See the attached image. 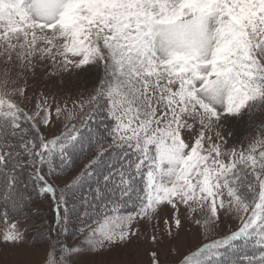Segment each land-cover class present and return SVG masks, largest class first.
Returning a JSON list of instances; mask_svg holds the SVG:
<instances>
[{"label": "snow or ice", "instance_id": "1", "mask_svg": "<svg viewBox=\"0 0 264 264\" xmlns=\"http://www.w3.org/2000/svg\"><path fill=\"white\" fill-rule=\"evenodd\" d=\"M245 115L246 145L229 123ZM34 194L55 226L29 236ZM0 219L11 264L142 238L149 264H264V0H0Z\"/></svg>", "mask_w": 264, "mask_h": 264}, {"label": "rangeland", "instance_id": "2", "mask_svg": "<svg viewBox=\"0 0 264 264\" xmlns=\"http://www.w3.org/2000/svg\"><path fill=\"white\" fill-rule=\"evenodd\" d=\"M80 86L90 87L93 83H95V74L94 73H81L78 78H74ZM29 95L33 93L38 87L40 90L44 92H48L52 89L53 85L48 84H37L32 81L29 82ZM261 117L256 116L254 118V122L258 123ZM230 127L234 132L235 136L238 137L239 142L243 144H247V137H250L254 134L252 128L249 125L248 117H245L241 120L230 121ZM53 132L57 131V128L52 129ZM232 143V141H229ZM88 157L85 156L81 159L80 163L77 165V168L74 171H79L83 164L87 161ZM53 183H59L56 180L52 181ZM34 208V209H33ZM31 209L36 211L35 218L33 222L41 224L45 223V227L48 225L55 226L54 224V211L51 206V202L48 199L42 198V200L38 201V203H33ZM183 212V209H181ZM12 221H8L11 223ZM6 223L0 222V231H2L6 227ZM161 228H163V222L161 220ZM236 223L233 222L232 227L235 229ZM189 229H191L189 231ZM221 231L226 232L227 227L222 225ZM159 235V233H157ZM30 236V235H29ZM213 237H209L211 239ZM61 239L65 240L67 243H79L83 240V235L79 232L77 235L68 234L66 236H62ZM180 241L182 242L185 248L187 247H195L202 242V236L200 234V229L194 226L189 225L187 221L184 223V228L180 230ZM168 241L165 240L163 244L157 245V249L160 252L161 261L167 259L165 253L167 251ZM153 245L147 239H141L140 241H133L132 244L126 247H117L113 248L111 251H103L97 255H86L81 257L82 264H149V251L152 249ZM7 251V250H6ZM13 257L10 255H0V264H11Z\"/></svg>", "mask_w": 264, "mask_h": 264}, {"label": "trees", "instance_id": "3", "mask_svg": "<svg viewBox=\"0 0 264 264\" xmlns=\"http://www.w3.org/2000/svg\"><path fill=\"white\" fill-rule=\"evenodd\" d=\"M85 157V156H83ZM83 157H80L79 159H77L75 161V164H74V170L77 168V165L80 163L81 159ZM43 197H39V196H36L35 194L33 195V200L34 202L33 203H38V201L42 200ZM33 203H31L29 205V209L30 210H26L25 213L19 217V220H20V227L22 229L24 228H28L29 229V235L31 236L32 235V230L35 228L36 225H38V223L36 222H33L34 218H35V214H36V211L31 209ZM16 219V217H12V220ZM12 220H9V221H12ZM0 222H3L2 219H0ZM79 228H80V225L79 223H75L74 225L70 226V235L73 234V235H77V233L79 232Z\"/></svg>", "mask_w": 264, "mask_h": 264}]
</instances>
